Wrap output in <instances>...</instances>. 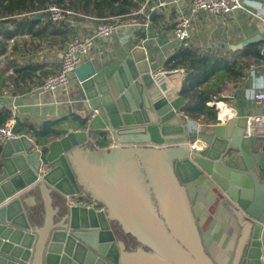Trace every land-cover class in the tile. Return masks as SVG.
<instances>
[{
    "label": "water",
    "instance_id": "obj_1",
    "mask_svg": "<svg viewBox=\"0 0 264 264\" xmlns=\"http://www.w3.org/2000/svg\"><path fill=\"white\" fill-rule=\"evenodd\" d=\"M73 75L82 130L1 145L0 264H264V139L246 116L193 129L131 58Z\"/></svg>",
    "mask_w": 264,
    "mask_h": 264
},
{
    "label": "crops",
    "instance_id": "obj_2",
    "mask_svg": "<svg viewBox=\"0 0 264 264\" xmlns=\"http://www.w3.org/2000/svg\"><path fill=\"white\" fill-rule=\"evenodd\" d=\"M241 1L243 8L228 15L200 13L192 17L191 33L186 47L201 56L226 59L227 66L234 64L231 73L212 77L204 85V90L210 89L212 92L210 96L213 102H209L211 105L208 106L214 105L216 122H211L209 115H202L198 120L186 118L195 130L220 123L218 117L224 121L232 116H264V103L253 99L258 90L264 89V59L259 54L249 55L250 46L258 51L264 43V0ZM132 2L137 5L136 9L116 16L125 26L118 28L106 39L95 40L83 63H123L126 58H131L135 68L150 70L163 94L169 101H173L181 97L179 92L185 76L184 71L179 68L182 73H159L171 70L166 69L165 64L181 49L175 40L173 29L179 18L189 15V3L187 0ZM144 4L147 18L139 13ZM91 7L87 12L75 11L79 15L76 16L77 25L74 30L68 29L66 24H51L46 12L39 13L37 20L40 22L32 33H22L25 34L23 38L17 37L20 34H14L17 33L16 25L19 21L28 25L31 16H15L3 24L10 31V36L0 34V109L10 111L15 123L38 128L45 122L67 119L65 129L82 130L78 122L70 120L73 116L81 119L85 116L83 108L73 96L76 87L74 75L70 76L67 86L52 92H41L39 87L48 75L58 72L62 52L72 35L91 36L101 19L111 17L109 10L104 7L99 10ZM33 67L37 69H30ZM15 70H23L22 75ZM216 103L223 105L222 113L226 110L223 117L221 108H217ZM178 113L181 117L182 114L185 115L181 112V107ZM21 135L35 142L31 135ZM61 137H51L46 146ZM110 145L111 142L100 140L96 148L105 149ZM82 194L87 205L94 203L99 209L105 208L101 202L88 199L84 192Z\"/></svg>",
    "mask_w": 264,
    "mask_h": 264
},
{
    "label": "trees",
    "instance_id": "obj_3",
    "mask_svg": "<svg viewBox=\"0 0 264 264\" xmlns=\"http://www.w3.org/2000/svg\"><path fill=\"white\" fill-rule=\"evenodd\" d=\"M94 3L92 4V2ZM116 3V4H113ZM81 4V6H79ZM48 5L62 6L64 9L77 11L82 8L83 12L89 11V8L99 10L104 7L109 10L111 17L121 16L128 11L136 9L137 5L132 0H0V34L5 37L10 36V31L3 26L5 22L11 21L15 16L29 15L30 23L25 25L23 21H19L16 25L17 37L23 38L26 33H32L35 26L40 20L32 19L37 13H44ZM51 23V22H50ZM52 24V23H51ZM252 56H258V51L253 46L249 47ZM255 51V52H253ZM259 50V49H258ZM166 69L180 68L184 71V80L179 95L184 100L181 106L183 112L188 118L198 120L202 115H209L210 121L216 122V113L207 103L213 102L209 90H204V85L210 81L212 77H218L220 74L232 72L234 64L227 66L226 59L218 60L207 56H201L197 52L188 47H181L173 56H171L166 64ZM36 70L37 68H30ZM27 69H24L26 71ZM23 70H15L22 75ZM34 72V71H33ZM11 112L6 109H0V127L7 119L11 117ZM71 121L79 123L80 127L85 124L83 119L73 116ZM67 119L57 122H45L38 128L16 122L13 132L16 135L29 134L35 139V143L40 148H45L47 140L51 137L59 138L66 133ZM105 145V143H103ZM102 144V145H103ZM1 152V146H0Z\"/></svg>",
    "mask_w": 264,
    "mask_h": 264
},
{
    "label": "built area",
    "instance_id": "obj_4",
    "mask_svg": "<svg viewBox=\"0 0 264 264\" xmlns=\"http://www.w3.org/2000/svg\"><path fill=\"white\" fill-rule=\"evenodd\" d=\"M189 3V15L182 16L174 25L173 34L175 40L180 47H186L187 41L190 38L191 33V21L192 17H195L200 13H209L216 16H224L231 14L236 10L243 8L241 0H187ZM146 4H144L139 13L145 15ZM48 15V19L51 23L66 24L68 29H76L77 22L75 17L79 14L70 9H64L62 6L48 5L45 10ZM118 18L101 19L93 34L91 36L82 37L78 35H72L71 39L67 43L65 49L62 52L59 64V70L55 74L48 75L43 84L39 87L41 92H52L58 88L65 87L69 84V78L74 74V71L79 67L84 58L91 52L95 40L106 39L118 28L124 27ZM258 54L264 59V43L260 46ZM183 71L179 68L166 70L160 72V75H167L169 73ZM254 101L258 103H264V89L258 90L254 96ZM207 105H211L207 103ZM218 108V104L216 103ZM182 116L186 119V115ZM218 121L222 122V119L218 117ZM15 126V120L11 117L5 121L0 127V145H3L7 141L15 140L20 135H16L13 132ZM244 137L248 139H264V116L249 117L247 118V127L244 132ZM137 146V145H136ZM144 146V145H142ZM233 205L235 203L228 199Z\"/></svg>",
    "mask_w": 264,
    "mask_h": 264
},
{
    "label": "bare ground",
    "instance_id": "obj_5",
    "mask_svg": "<svg viewBox=\"0 0 264 264\" xmlns=\"http://www.w3.org/2000/svg\"><path fill=\"white\" fill-rule=\"evenodd\" d=\"M218 107L221 108V116L224 115L226 110H224L223 113H222L223 105H222V104H219ZM225 116H226V115H225ZM222 117H223V116H222Z\"/></svg>",
    "mask_w": 264,
    "mask_h": 264
},
{
    "label": "rangeland",
    "instance_id": "obj_6",
    "mask_svg": "<svg viewBox=\"0 0 264 264\" xmlns=\"http://www.w3.org/2000/svg\"><path fill=\"white\" fill-rule=\"evenodd\" d=\"M81 6V4L79 5ZM82 8L80 7V9H78L77 11H80ZM83 12V10H81ZM76 13V12H75ZM78 14V13H77ZM75 20H76V17H75Z\"/></svg>",
    "mask_w": 264,
    "mask_h": 264
}]
</instances>
